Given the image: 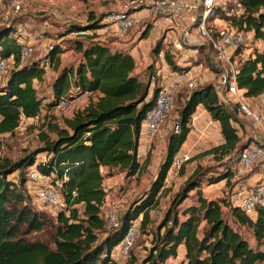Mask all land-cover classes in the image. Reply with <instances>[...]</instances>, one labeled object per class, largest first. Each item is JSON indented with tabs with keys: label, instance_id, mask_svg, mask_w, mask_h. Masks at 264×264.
I'll use <instances>...</instances> for the list:
<instances>
[{
	"label": "trees",
	"instance_id": "16d2710c",
	"mask_svg": "<svg viewBox=\"0 0 264 264\" xmlns=\"http://www.w3.org/2000/svg\"><path fill=\"white\" fill-rule=\"evenodd\" d=\"M235 4L240 8L235 14L226 15L220 8L214 14L238 31L251 32L252 41L262 43L260 49L251 48L244 58L235 60L236 88L245 98L256 97L264 92V0H235ZM102 17L89 12L85 25L70 23L64 32L99 29ZM150 27V24L142 27L139 37L144 38ZM18 35L15 24L0 26V58L12 63L0 80V135L12 132L20 118H33L42 109L54 108L70 86L78 92L92 94L81 107L63 118L62 126L47 124L54 133L53 138L40 136V146L15 160L0 157V264H117L112 249L134 220H137L136 231L149 236V245L139 264H164L177 257L179 247L182 252L176 264H261L264 261L261 248L264 246V208H258L250 218L231 204L230 197L208 199L201 191V182L210 185L223 181L230 188L236 156L251 139L247 137L239 143L236 127L243 128V125L235 126L231 122L234 121L232 111L218 99L212 84H203L188 93L178 107L173 123L176 128L173 126L166 135L154 177L141 195L117 214L116 225L105 228L101 206L106 192L101 181L112 175L111 169L124 178L142 170L144 164L140 165L138 160L140 123L161 86L149 88L148 80L143 82L134 72V59L126 50L112 49L103 41L92 40L90 34L83 36H91L86 43L81 39L72 40L69 47L79 53L77 59L57 70L48 83L47 97L40 96L37 85L44 68L39 59L18 65L22 45ZM238 48L233 51V59L235 53H240ZM59 51L54 46L48 53L49 58ZM153 51L156 54L160 51L157 43ZM163 59L172 71L181 69L166 50ZM148 72L146 79L154 76V72ZM198 105L217 122L221 136V142L204 154H212L217 159L226 157L227 163L217 171L196 165L172 193L156 220L149 210L164 194L168 168L190 130V118ZM39 153H44V161L36 158ZM31 166L41 175L51 176V185L55 181L59 183L64 202L63 208L56 212V224L48 243L26 238L30 231L46 225V218L26 204L23 193ZM101 167L106 169L105 174L100 171ZM254 169L253 166L251 173L256 172ZM11 173H15V180L8 178ZM72 190L74 196H71ZM222 208H227L235 226L223 218ZM238 226L248 231V237Z\"/></svg>",
	"mask_w": 264,
	"mask_h": 264
},
{
	"label": "rangeland",
	"instance_id": "374dc122",
	"mask_svg": "<svg viewBox=\"0 0 264 264\" xmlns=\"http://www.w3.org/2000/svg\"><path fill=\"white\" fill-rule=\"evenodd\" d=\"M3 1L5 4V0ZM35 1L36 0H29L27 2H23L24 6L20 10H12L7 6H4L0 12V26H3L8 23L15 24L18 28L19 33L17 40L22 42V44H30L33 47V51H31V54L29 55V57H27V61L34 59L42 60L43 57L41 56V53L44 49V46L49 43H53L57 39L56 36L60 33H63L61 36L62 38H60V41L63 45H65V47L67 45L69 46L71 44V41L74 39L73 34H67V36L65 35V23H62L63 19H58V21L61 23H56V21L52 20V12L54 13L59 11L55 4L46 6V3L42 2V4L44 5L37 6L34 4ZM98 4L99 2L95 3L94 5H91L90 7L85 6L81 8L76 13V16L79 19H76V17L75 19L71 18V21L67 23L85 25L87 23V17L89 12H91L93 15H105L110 12L125 11L132 12L135 18V21L133 25L129 28L128 32L130 30H132L133 32H137L144 26L145 23H150L152 19L156 17L163 18L164 24L160 27H157V29H155L152 33L153 28L157 25V21L154 22V26L151 29L152 31L149 33V35H152L147 37L144 46H141L140 50L138 51L139 58L135 59L134 61V72L139 74L140 79L143 82L148 80L149 88H151L153 85H158L159 87L161 85L166 86L167 84H169L170 81L177 77V73L185 69H189L194 76H197L201 81V85L206 83H210L213 85L216 83L218 79L217 67L213 62H211L213 58L210 53H207L205 45H193L192 41L189 42L188 39H186L185 41L188 43H180V36L182 34L181 28H184L186 23L182 24L181 26H177V23H175V21L170 19L169 17L159 16L155 14L153 11L150 10L151 8L149 5L145 6L143 4H139L138 6L133 7V4H130L128 2H126L125 4L119 2L118 7H113L114 10L104 11V9H102L100 11L98 10ZM146 8L149 10L147 11V13H144L143 15H138L137 11ZM220 9L224 10L226 15L235 14V0L227 1L225 4L222 5V8ZM67 18L68 17H65V19ZM206 24H208V27L210 29H215L218 26L226 24V22L218 19L217 15H214V18L212 17ZM193 27L194 26L186 27V30H189L191 28V33L193 34ZM90 37L91 36H86L85 38H81V40L86 43L87 41H89L88 39H90ZM98 37H100V35ZM198 40L201 41L202 39L198 38ZM156 43L158 44V48H160V51L157 54L154 51L152 52V48ZM252 45L253 44L250 43L249 39L246 38L245 43L238 48V51L240 53H235L234 60H240L244 58L246 54L250 52L251 48L260 49L262 43L258 42V47H251ZM68 48L67 50H63L68 51ZM165 50L171 54L173 61L181 67L180 70L174 72L168 66H166L165 61L163 59V51ZM66 55L67 57L63 59V61H67L68 59L72 61L74 59L73 52H66ZM50 62H52L51 58ZM11 66L12 63L9 61L7 67L5 68L4 75H7V72L11 68ZM55 69L56 65L50 64L45 71L46 73H43V76L37 85L38 95L47 97L48 83L54 75V73L52 72ZM149 70L154 72V76L150 79H146V76L149 75ZM34 84L37 83L34 82ZM182 84L183 83L181 81L179 84V90L174 95L173 109L165 117L158 131L160 129L166 128L168 125L169 130L172 128L173 123L176 119L178 107L188 95V91L185 90ZM263 100L264 95L259 98H253L251 100H248L250 103L245 100V103L253 111L260 112V110L262 109L261 106ZM85 102L86 101H84L81 105L78 106H82ZM73 107L74 106H67L63 110L55 108H51L48 110L42 109L36 117L20 118L18 126L12 132L3 133L0 135V157H6L10 160H15L23 156L24 154L33 151L36 147L40 146L42 144L41 137L43 135L47 136L48 138H53L54 133L53 131L48 129L47 124L52 123L58 126H62L63 118L66 117V114H70ZM226 107L228 108V110H230L228 106ZM197 110L198 108L196 106L194 113L190 118V128L191 122L195 118ZM205 119V124L203 125L204 135H201L202 139H200V143H198L199 146L194 149V145L196 143H193L188 146L186 151L182 148V152H188L189 159L184 163V165L181 166L176 175L172 176L171 178L167 177L166 175L168 179H166L165 177L164 183L168 182L169 188H178L181 185L184 176L186 175L185 172L188 171L187 169H193L196 165H199L202 168L211 169L212 171H217L224 167L227 163L226 157L217 159L213 157L212 154H204L206 150L213 146H216L219 141V134L217 129L215 127L210 126L211 124L207 122V118ZM193 130L195 133H197L196 129L193 128ZM239 131V143H242L248 136V133L245 129L241 127L239 128ZM154 135H157V132ZM141 145L139 146L140 151L138 152L139 163L140 165L144 164L143 167H141L142 170H140V173H143L144 175L139 173L141 178H136L135 176L134 178H124L122 174L111 169L109 171V174L112 175L105 177V179L101 181L102 187L106 190V193H108L107 197H104V201L101 206V216L103 219L105 214L112 208L115 210L116 214L122 211L123 208H125V206L133 198L137 197L138 195H141L143 190L146 189L149 181L154 177L155 172L153 173V175H146L145 167L148 164L149 166H151L152 162L154 161V156L156 157V154H158L159 146L156 143L152 144L151 141L149 142V144ZM154 149L157 153L154 152ZM192 149L195 150L193 154H191L192 152L190 151ZM146 156L147 159L144 160ZM44 157V153H39L36 156V158L39 160H44ZM151 158L152 161L150 162L149 160ZM186 163H189V166H186ZM258 165L259 168H261L260 163H258L254 166V171L258 170ZM100 171L104 174L106 173V169H101ZM8 178L15 180V173H11ZM50 180L51 176L50 178H39L33 181L26 180L24 184L23 193L26 197V204H28V206H30L34 211H37L46 218V225H44L39 230L30 231L26 235V238L29 240H40L48 243L50 241L53 228L56 224V212L63 208V203L49 204L47 202L41 201L37 197V190L42 186L51 184ZM202 185L207 186L205 182H201L200 186ZM52 186L56 193L60 194L59 184L53 183ZM206 193L209 197H214L218 195L224 200H227L231 196V190L229 186L223 183L208 187ZM168 201L169 199H167V196L160 195L156 206L150 209L149 214L152 216V214L156 213L157 218L155 217V219L157 220L161 216L163 210L166 208ZM116 203L118 204L117 208L114 207V204ZM222 212L223 218L228 223H230L231 225L233 224L235 226V223L230 214L228 213L227 208H222ZM136 224L137 223L135 222L134 225L136 226ZM238 229L244 236L248 237V231L244 227L238 226ZM148 241V235L136 231L131 245L128 247L125 255L123 256H120V254L117 252L118 248L116 245L112 249V251L114 252V254H117V256H119L118 260H116L117 264H139L141 258L146 252L147 246L149 245ZM261 248L264 249V246H261ZM177 261L178 259L175 258L168 259L167 261H165L164 264H176ZM261 264H264V261H262Z\"/></svg>",
	"mask_w": 264,
	"mask_h": 264
},
{
	"label": "built area",
	"instance_id": "2783aa9c",
	"mask_svg": "<svg viewBox=\"0 0 264 264\" xmlns=\"http://www.w3.org/2000/svg\"><path fill=\"white\" fill-rule=\"evenodd\" d=\"M29 0H0V12L4 6L12 10H20L23 8V2ZM229 0H199V3L194 6L187 0H130L129 3L133 7L139 4L151 6L153 12L159 16H167L174 20L189 14L191 16V23L195 28L197 38H201L202 44L210 52L215 66L218 68V79L213 87L217 94L218 99L226 104L232 111L235 126L242 124L243 128L247 131L251 139L240 149L236 156V161L231 168L232 177L230 181L231 196L229 198L231 204L241 210L242 213L250 218H253L258 208H264V114L262 111L255 112L245 103V97L242 96L241 90L236 88L235 74L236 62L233 59V51L245 43L246 34L238 31L227 23L218 26L215 29L208 27V21L213 17L216 8H222V5ZM135 19L132 12H110L103 15L100 21L103 31H107L110 26H114V32L123 36L127 33L128 29L133 25ZM92 30L80 29L71 32L74 36L90 35ZM58 45V41L49 43L44 46L41 53L43 57L40 64L44 70L50 64L48 56L49 51ZM33 51L30 44H22L19 48L18 65L26 62L27 57ZM9 60L7 58H0V80L6 76L4 75L5 68ZM182 85L188 93L195 88L201 86V81L197 76H194L189 69H185L177 73V77L169 82L166 86H161L156 97L154 98L152 106L146 111L144 118L140 123V130H143L148 140L158 131L163 123L165 117L170 113L174 106V95L179 90V84ZM90 91L78 92L76 87L70 86L66 93L61 95L55 109H65L67 106L81 105L91 95ZM80 107V106H79ZM174 126V125H173ZM172 126V127H173ZM175 127V126H174ZM176 128V127H175ZM237 134L239 128L236 127ZM246 137V138H247ZM189 159L188 154H180L174 156L168 168L167 175L171 177L176 175L182 165ZM45 160V157H44ZM41 160V161H44ZM257 166L258 170L251 173L253 166ZM135 174L130 176L134 178ZM253 176V180L249 181L248 178ZM39 178H50V176L41 175L34 166H31L27 171V180L33 181ZM54 183H58L55 181ZM59 184V183H58ZM37 197L49 204H64L61 194H57L51 184L40 187L37 190ZM160 194V190L157 192ZM75 192L71 191V196ZM117 208L118 204H114ZM80 213V209H77ZM105 228H111L117 223V214L112 208L104 216ZM135 220L126 229V232L117 244V252L120 256L125 255L126 250L131 245L132 240L136 233ZM118 254V255H119Z\"/></svg>",
	"mask_w": 264,
	"mask_h": 264
},
{
	"label": "crops",
	"instance_id": "0c3cea01",
	"mask_svg": "<svg viewBox=\"0 0 264 264\" xmlns=\"http://www.w3.org/2000/svg\"><path fill=\"white\" fill-rule=\"evenodd\" d=\"M187 1L190 4L194 5V6H196L199 3V0H187ZM42 2L46 3V6L55 4L59 11L54 12V13L52 12V15H53L52 20L56 21V23H61V22L58 21V19L59 20L63 19L62 23L63 24L65 23V26H66L68 24L67 22L71 21V18L75 19V17H76V19H79L76 16V13H77V11H79L81 8H83L85 6H89L90 7L91 5H94L95 3L99 2V4H98L99 9L98 10L101 11L102 9H104V11H109V10H114L113 7H118L119 6V2L125 4L126 2L129 3V0H84V1H82V0H36L34 2V4L37 5V6H41V5H44V4H42ZM145 6H147V5H145ZM235 7H236V11L235 12H238L240 10L239 6H237L235 4ZM150 8H151V6H150ZM150 10L153 11L152 8ZM147 11H149V10L146 8V9H141L140 11H137V13H138V15H143L144 13H147ZM97 15H95V16H97ZM132 15H133V13H132ZM65 17H68V18L65 19ZM155 21H157V25L153 28ZM174 21H175V23H177V26H179V25L181 26L182 24L186 23L185 27L181 28V33L182 34L180 36V43H188V42H185L186 39H188L189 42L192 41L193 45H201L202 44L201 43L202 41L198 40V38H197V36L195 34V28L194 27H193V29H194V33L193 34L191 33V30H192L191 28L189 30H186V27L193 26V25H190L192 20H191V16L189 14L181 16V17H177V18L174 19ZM146 24H150L151 27L147 31V34H146V36L144 38H140L139 37V32H140L141 29L139 31H137V32L136 31L133 32L132 30H130L129 32L127 31V33L125 35L119 36V35H117L114 32V26H110L107 31H103L102 29H95V30H92L90 33L93 36L92 40L103 41V42H105L107 44L108 47H110L112 49L126 50L133 57V59L135 61V59L139 58L138 51L140 50L141 46H144L145 41L147 40V37L152 35V34L149 35V33L152 31L151 29L153 28V31H152V33H153L154 30L157 29V27H160V26H162L164 24V20L161 17H156V18L152 19L150 23L149 22L145 23L144 26ZM62 34L63 33H60L59 35L56 36L57 39L55 38L56 41H58V45L56 47L59 50H61V51L56 53L53 56V58H52V62L51 63L53 65H56V69L52 72V73H54V75H55L56 71L59 70L63 65H65L67 63H70V62H73L74 60L77 59V57L79 55V53L75 52L73 49H71L69 47L71 44L69 46L67 45L66 47H65V45L62 44V42L60 41V38H62L61 37ZM67 34H71V32L70 33H65L66 36H67ZM245 34H246V37L251 42L252 41L251 32H246ZM99 35H100V37H98ZM81 38H83V36H74V39H81ZM258 42L259 41H252L253 45L251 47H254V46L258 47L257 46ZM67 48L69 49L68 51H66ZM63 49H66V50H63ZM206 51H207V53H210L207 49H206ZM66 52H73L74 59L72 61L69 60V59L67 61H63V59H65L67 57ZM211 62L214 63L213 60H211ZM45 71L46 70H44V74L46 73ZM262 95H264V92L262 94L256 96V97H246L245 100L248 103H250L248 100H251L253 98H259ZM263 104H264V100H263L262 106H263ZM262 106H261V108H262ZM76 107L77 106H74L72 110H74ZM197 108H198V110L196 111V116L191 122V128H190V130H189L184 142L182 143V145H181V147H180V149H179V151L177 153L178 155L185 154V153L188 154V152H182L181 149L183 148L186 151L190 144L196 143L194 145V149L197 146H199L198 143H200V139H202L201 135H204L203 125L205 124V120H206L205 118H207V120H208L207 122H209V124H211L210 126L215 127L217 129V131H218L217 122L214 121V120H211V118L208 115V113L200 105H198ZM260 111H262V109ZM71 112L68 115L66 114V117L70 116ZM168 126L166 128H164V129H160L159 131H157V135H154L155 138L153 136V138H150V140H148V138L145 135V133L143 132V130H140L139 138H138V152L140 151L139 150V146L141 144H143V145L145 144L146 145V144H149L150 141L152 142V144L156 143L159 146L158 147V154H156V157L154 156V161L152 162L151 166H149V164H148L145 167L146 175H153V173L156 171V167L158 165V162H159V160L162 157L163 152H164L165 139H166L167 133L169 132ZM193 128L196 129L197 133L194 132ZM200 133H202V134H200ZM218 134H219V131H218ZM218 139H219V141H218V144H219L221 142L220 134L218 136ZM190 151L192 152L191 154H193L195 150L192 149ZM154 152H155V149H154ZM155 153H157V152H155ZM188 156H189V154H188ZM149 161L151 162L152 158ZM185 165L189 166V163H186ZM100 169H102V167ZM187 170H186L187 172H185L186 175L184 176V178L192 171V169H187ZM138 174H135V177L136 178H141L140 174H143V173H140L139 176H138ZM167 177L171 178V176L169 174L167 175ZM167 177H166V179H168ZM253 178L254 177L251 176V177L248 178V180L251 181V180H253ZM104 179H105V177L103 178V180ZM165 181H167V180H165ZM220 183H223V181H219L217 183L210 184V185L206 184L207 186L202 185L201 186V191L203 192V195L206 198H208V199L209 198L219 197L218 195H216L214 197H209L208 194L206 193V191H207L208 187H210L212 185H217V184H220ZM163 188H165V190L163 191V193H164L163 195L167 196V199H169L171 197L172 193L175 192L176 189H177V188L174 189L173 187L169 188V183L168 182L163 183ZM105 192H106V190H105ZM107 195H108V193L105 194L106 197H107ZM152 217H154V218L156 217L157 218V214L156 213L152 214ZM135 222H137V220ZM250 240H251V238H250ZM181 252H182V248L179 247L178 248V255H177V257L175 259H178V260L180 259ZM111 254H112V256H113V258L115 260H118L119 256H117V254H114L113 251H112Z\"/></svg>",
	"mask_w": 264,
	"mask_h": 264
},
{
	"label": "water",
	"instance_id": "95a60500",
	"mask_svg": "<svg viewBox=\"0 0 264 264\" xmlns=\"http://www.w3.org/2000/svg\"><path fill=\"white\" fill-rule=\"evenodd\" d=\"M245 145V144H244ZM243 147V146H242ZM242 149V148H241Z\"/></svg>",
	"mask_w": 264,
	"mask_h": 264
}]
</instances>
